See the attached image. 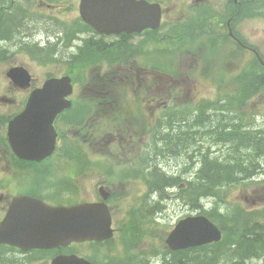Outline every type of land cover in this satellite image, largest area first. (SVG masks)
<instances>
[{
    "label": "flooded vegetation",
    "instance_id": "1",
    "mask_svg": "<svg viewBox=\"0 0 264 264\" xmlns=\"http://www.w3.org/2000/svg\"><path fill=\"white\" fill-rule=\"evenodd\" d=\"M185 1L188 2L189 8V16L185 18L190 21L191 24L188 33L189 41L192 44H190L189 48L190 59H192L191 62L195 67L198 65L206 66L208 73L206 75V80L210 81L213 77L214 70H212L213 68H209L211 65L242 62L245 61V58H248L253 64L252 67L255 68L253 83L257 85V88L254 86L252 89L259 88V91L261 90L260 88H264L261 85L263 82L262 76L264 75V66L261 64L257 55L258 52L259 55L264 58V48L262 44L256 40V37L253 38L251 36V38H249V36L242 31L243 21L264 17V0ZM80 3L81 0H0V67L10 68L7 72L3 69L1 77L8 79L11 88L10 92H13L12 97L5 96L1 99L11 104L16 103L18 107L13 110V112L6 111L0 113V131L2 132L0 137V161L6 157L13 165L22 168L6 171L13 176H19L20 172L27 171L28 166H30V170H33L35 166L36 168L34 170L39 172L40 183L42 184L41 190L37 192L35 190L24 191V189L19 188L13 190L11 187H8L7 183H2L0 181V223L5 218L11 205L18 196L32 195L39 199H43L44 202L51 206L70 205L63 198L66 192L63 183L57 176V171L59 169L55 170V167L51 168V166L49 167L47 164L53 156L59 154V143H61V141L69 142V137L65 135L61 126L67 125L72 128L76 125L77 128L81 129L80 131L78 130L77 133L82 131V133L85 134L84 138H89V141H91V138L96 139L95 142L99 141L100 145H106V148L109 149L110 152V144L117 140L119 141L120 148L124 149L127 146L135 145L133 142L137 135H147L146 141L142 139H140V141H142L141 145L145 144L146 150L148 151V165L152 167L151 171L156 169L157 166L155 167L154 165L157 163L158 158L164 160H167V158L171 159V157H165L167 154H172V149L167 147L159 149L161 146H157V144H159L160 141L162 143L164 141L166 142L168 136L170 142L172 137L173 140H175V134L173 133V135H171L170 132L171 130L173 132L175 131L174 128L176 127V123L178 122L177 125H180L181 119H179V121L178 119H173L172 122L168 119L169 112L179 111H171L169 109L167 99H165L166 96L137 99L135 101V106L130 108V110L122 106L126 100H119V98L113 97L118 83L129 84V82L133 83L135 81L138 82V85L143 86L148 83V79L150 78L149 73H154L157 77L159 84L158 88L164 85L165 76L161 75L156 68L152 66V68L149 69L147 66L138 64L136 62L137 60L133 58L135 56L134 54L141 56V53H143L142 51H144L143 46H145V43L141 42L142 40L137 41L138 37L145 36V38H147V35H150V33L156 36L159 35L160 31L150 29L138 33H100L81 17ZM212 37L219 39L220 45L226 48L225 55L220 57L218 53L211 54L209 52V40ZM197 42H199L198 45ZM101 57V65L94 63L95 60ZM30 62H39L45 65L50 63L62 65V69L58 73H47L44 82L51 77L71 76L74 88L73 93L69 97L70 100H72L71 106L61 111L54 121L58 135L57 148L50 156L38 161L18 157L13 151L8 138L10 121L13 117L24 111L29 96L36 88L44 84V82L36 84V78L30 68L26 66ZM86 65H89L87 66L88 69L91 67V72L88 81L85 83V78L82 76L85 74ZM22 66L28 70L30 77L26 78L24 74L22 75L20 73L10 75L11 69ZM243 72V76H245V71ZM75 75L81 77V81H84L79 86L78 98L80 101L78 103L77 100L74 99V95L75 98L77 96ZM238 75L236 81L239 82L241 78L239 85L240 89H242L241 86L243 87L246 81L242 80V75ZM196 76L195 85L198 87L200 75L196 74ZM88 89L93 90L95 94L103 91L104 94L106 91L110 93V97L98 99L94 102L97 109L100 107L106 111L108 108L110 110L109 112L115 115L110 116L113 124L112 128L108 129L106 134L99 135V129L102 127H97V124H99L98 121L90 120L92 116L89 115V109H92L88 106V101L86 102L82 99V97L84 98L86 96ZM247 90L250 92L249 89ZM258 91L250 94V97L258 93ZM238 92L241 93L243 90H238ZM231 97L232 95H225L223 101L226 102ZM243 99L244 98H240L239 100ZM143 100H147L145 108L150 110L151 115L144 114L142 117H144L146 121L140 124L139 122H142V117H139V113L135 110H137L136 105H140ZM219 100L220 98H216L212 100V102H218ZM235 104L236 107L234 110L230 103L227 105H210L207 109L203 108L206 113L205 117L207 116L210 120L204 123L206 125L208 124L213 131L215 130L214 133H217L219 125H223L224 123L231 128L240 124L241 136L239 137L241 140L238 142L240 147H238L237 151L232 147L220 149L223 154L225 151L233 150L236 153L234 155L243 157H249L253 154L256 157L264 156V127L260 125L261 122H259V118H257V121L246 120L245 115H247L248 111L246 101L241 104L238 102ZM125 105L127 104L125 103ZM119 106L125 110L123 113L118 112ZM195 114H200V110L197 109ZM125 116L126 118L124 119ZM117 120L119 121L118 125ZM185 120L184 118V121ZM202 130L203 129L200 128L198 132L200 142H203L202 140L204 138L206 139L204 136L201 137L200 133ZM234 133L235 130L233 128L231 134L232 140H234ZM87 135L89 137H87ZM190 135L192 136V134ZM179 136L183 148L186 147V134L180 132ZM99 137L100 139L98 140ZM251 137L253 138L249 140ZM211 141L216 144L219 142L214 136L211 137ZM221 142L224 145L232 143V141L228 139L227 141L222 139ZM89 143L91 144V142ZM172 143L173 142H171V144ZM180 147L183 149L182 146ZM65 153V156L72 158L73 162V155L75 153L85 155V149L80 150L73 148L72 150L69 147L66 149ZM185 155L186 153L180 152V155H176L175 159L180 158V160L184 162ZM153 167L155 168L153 169ZM186 185V181L180 182L179 189L185 188ZM100 186H103V190L109 193L107 204L113 215L112 204L110 203L113 192L106 182L101 183ZM28 188L30 189L29 186ZM246 198L248 202H251L252 198ZM100 199L101 194L97 200L92 201H98ZM235 204L238 208L239 206L243 208L247 213H241L239 210L240 215L235 216L239 224L238 232L240 233L237 235L239 237H237L235 241L237 248L233 249V253H236L237 257H239L238 263L236 264H264V228L260 226L262 229H257L259 225L253 221V209H247L240 203ZM251 225L252 227L255 225L253 227L255 230ZM113 227L117 230V227H115L114 215ZM229 228L232 227L228 224L227 229ZM222 234L223 237L226 236L223 228ZM92 243L104 245L106 241H79L54 247V249L30 248V250H24L10 243H0V264H36L38 262H40V264H51L56 256L70 253H78L80 256L92 260L91 256L93 255V251L86 254L81 253L80 250L74 249L77 245ZM227 247L229 249V246ZM166 248L167 255L165 256L169 261L166 262V260H164L165 256L161 257L162 264H179L180 261L177 259V256L181 250L169 248L167 244ZM196 248L198 247L187 249L191 250L192 254ZM242 251L245 254H243ZM224 253H226L224 257H227L229 250L226 248ZM240 254L243 255L241 256ZM189 255L190 254H188V256ZM192 259L193 264H201L193 256ZM260 260H262V262H260ZM224 262H228L227 264H229V257L224 258ZM95 264H104V262H95ZM213 264H215V262Z\"/></svg>",
    "mask_w": 264,
    "mask_h": 264
},
{
    "label": "rangeland",
    "instance_id": "2",
    "mask_svg": "<svg viewBox=\"0 0 264 264\" xmlns=\"http://www.w3.org/2000/svg\"><path fill=\"white\" fill-rule=\"evenodd\" d=\"M155 1L161 2L164 6L165 16L162 25L164 27L162 29L164 30H162V33L164 32L163 34L166 35V37L161 35V33L156 36L150 33V35H147V38H145V36L138 37L137 41L142 40L141 42L145 43V46H143L144 51H142L143 53H141V56L134 54L136 57L134 56L133 58L137 60L136 62L138 64L147 66L149 69L152 68V66L156 68L161 75L165 76V83L158 88L159 84L157 77L154 73H149L150 78L148 79V83L143 86L138 85V82L135 81L133 83L131 82L132 84L130 82L129 84L118 83L113 97L119 98V100H126L125 103L127 105L124 103L122 106L130 110V108L135 106V101L137 99L166 96L165 99H167L169 109L171 111L181 112H169L168 119H170L171 122L173 119H178V121L181 119L180 125H177L178 122L176 123L177 128H174L175 131H169L171 134H178L180 132L185 134L186 130L181 127L185 126L186 123H190L191 129L196 132H198L200 128L203 129L200 134L201 137H206V139L204 138L202 140L204 152L207 151L213 158L218 156L217 158L222 159V161H226L227 159L233 161L237 159L243 160V156L234 155L236 153L233 150L225 151L224 154L220 150L232 147L237 151L238 147H240L238 142L241 139L237 137L239 140H235L234 136V141L232 140L231 134L233 128L235 133L237 130L241 129L239 126L240 124L231 128L224 123L223 125H219V130L217 133H214L215 130L213 131L209 126H204L203 123L198 126L199 122L197 119L193 121L195 124H192L191 119L195 116V107L201 105V103L207 109V103H211L212 100L216 98L234 94L244 95V91H246L247 88L252 89L253 87L250 88L251 85L246 86L247 88L241 86L242 89H240L239 82L241 78L239 82L236 81L237 75L240 72L242 73L238 76L242 75V80H245L243 71L251 68L253 65L252 62L249 61L248 58H245V61L242 62L211 65L209 68H213L214 74L210 81L206 80V75L208 74L206 66L198 65L195 67L191 62L192 59H190L189 48L191 43L188 33L191 24L190 21L186 19L189 16L188 2L185 0ZM175 22H177L176 25ZM243 22L242 31L246 33L249 38H251V36L253 38L256 37V40H258L264 48V17H257ZM182 24L186 25V30L183 35L184 39L178 37V34H173L172 36L169 34L170 32L168 33V30L171 32L181 30L182 28L180 27H183ZM170 27L172 28L169 29ZM209 43V52L211 54L218 53L220 57L225 55L226 48L220 45L219 39L212 37ZM198 44L199 42H197V45ZM100 62H102V57L95 60L94 63L101 65ZM26 66L30 68L36 78V84L44 82L47 73H58L62 69V65L60 66L52 63L45 65L39 62H30ZM87 66L89 65L85 66V74L82 76L85 78V83L88 81L91 72V67L88 69ZM3 69L7 72L10 68L0 67V113L6 111L13 112V110L18 108L17 104H11L1 99L5 96L12 97L13 94V92H10L11 88L8 79L1 77ZM196 74L200 75L198 87L195 85ZM75 81L77 96L75 98L74 95V99L77 100L78 103L80 101L78 98L79 86L84 81H81V77L77 75H75ZM238 90H243V92L240 93ZM106 97H110L109 91H106L105 94L104 91L95 94V92L90 89L87 90L86 96L84 98L82 97L83 101H88V106L92 109H89V115L92 116L90 120L98 121L99 124H97V127H102L99 129V135L106 134L107 130L112 128L113 121L110 116H115L112 112H109L110 110L108 108L106 111L100 107L97 109L94 103L96 100ZM146 104L147 100H143L140 105H136L137 110L135 111L139 113V117L144 116V114L151 115L150 110L145 108ZM246 104L248 109L247 115H245L246 120L257 121V118H259V122H261L260 125L264 127V89L259 90L258 93L252 97H247ZM123 111L125 110L119 106L118 112L123 113ZM125 118L126 116L124 119ZM184 118L187 120L184 121ZM141 120L142 122H139L140 124L146 121L144 117H142ZM118 123L119 121L117 120V125ZM61 127L65 135L69 137V142L61 141L58 145L59 154L53 156L47 164L49 167L51 166V168L55 167V170L59 169V172L57 171V176L63 183L66 192L64 193V200L67 201V203L97 200V198L100 197L99 187L101 183L106 182L113 192L110 203L112 204L115 227H117L113 236V241L108 244L113 246L112 253L114 255H122V257L135 256L133 260L135 264H162L161 257L167 255L165 240L168 238L171 229L181 218L202 213L200 209L193 206L191 200L186 198L190 195V192H187V194L183 196L181 189H179V185L168 188L167 194L162 196H160V193H152L151 190H149L146 177L149 176L152 167L148 165L149 157L147 155L148 151L146 150V146L145 144L141 145L142 141H140V139L146 141L147 135H137L133 142L135 145L127 146L124 149L120 148L119 141L117 140L110 144V152V150L106 148V145H100L99 141L95 142L96 139L91 138V141H89V138H84L85 134H83L82 131L77 133V131L81 129L77 128L76 125L72 127L73 129L67 125ZM1 134L2 132L0 131V137ZM213 136L219 140L218 144L212 143L211 137ZM87 137L89 136L87 135ZM99 139L100 137L98 140ZM222 139L224 141H227V139L231 140L232 143L224 145L221 142ZM89 142H91V144ZM75 146H78L80 150L85 149V155L75 153L73 155L74 161L72 162V158L65 156V151L67 148H75ZM157 146H161L159 149H164L166 147L171 148L172 144L169 136L166 142L164 141L162 143L160 141ZM175 158L176 157L171 159L167 158V160L158 158L154 166L160 167L167 175L181 177V182H187L194 178L195 172L200 165L195 164L194 167L190 168L187 160L182 162L183 160H180V158ZM260 162V165H263L264 158H261ZM244 163L242 165V171L252 167L251 165L253 164L250 160H245ZM155 167H153V169ZM27 168L28 170L20 172L19 176H13L6 171L22 168L13 165L5 157L0 161V181L2 183H7L8 187H11L13 190L19 188L24 189V191H40L42 184L40 183L39 172L34 170L36 168L35 166L33 170H30V166ZM246 179V181L241 180L235 185L228 186L226 189L227 192L224 194L227 198V203H220L219 206L222 207V210L226 211L227 204L229 202H234L240 203L247 209H253V221L264 228V168L261 169V171L257 170L255 176L250 175V177ZM246 197L252 198L251 202H248ZM157 199L161 201L162 206L155 211L154 221L153 219L150 220L151 223H147L140 232V238L136 246L131 247L132 245L130 243H124L125 235H123L121 228L127 225L130 218L139 210L141 205L143 206L145 204V201L152 204L157 202ZM216 200L217 199L213 197H204L201 203H205V207L210 209ZM100 247L106 248L108 246L105 244L97 245L92 243L77 245L74 249L80 250L81 253L89 254V252H92V249L98 251ZM192 255L193 254H190V256ZM238 260L239 259L236 260L230 256L229 264H236L235 262ZM260 262H262V260H260ZM227 263L222 259L221 263L218 264ZM36 264H40V262Z\"/></svg>",
    "mask_w": 264,
    "mask_h": 264
},
{
    "label": "water",
    "instance_id": "3",
    "mask_svg": "<svg viewBox=\"0 0 264 264\" xmlns=\"http://www.w3.org/2000/svg\"><path fill=\"white\" fill-rule=\"evenodd\" d=\"M81 16L100 33H138L159 29L163 19L161 3L147 0H81ZM264 66V58L259 55ZM30 77L25 67L11 69ZM72 78L51 77L29 96L22 113L9 123L8 138L15 153L24 159L43 160L57 143L56 117L72 104ZM99 202L75 205H49L31 195L18 196L0 223V243L24 250L54 249L77 241L108 240L114 234L113 216L106 200L109 193L100 187ZM166 242L169 248L183 250L222 239L221 228L207 215L193 214L176 223ZM51 264H95L78 254L56 256Z\"/></svg>",
    "mask_w": 264,
    "mask_h": 264
},
{
    "label": "trees",
    "instance_id": "4",
    "mask_svg": "<svg viewBox=\"0 0 264 264\" xmlns=\"http://www.w3.org/2000/svg\"><path fill=\"white\" fill-rule=\"evenodd\" d=\"M177 22H175V25ZM183 25V24H182ZM173 26V25H172ZM180 27V26H178ZM164 28V27H162ZM160 29L161 35L166 37L162 33V30ZM170 27L169 29H171ZM181 30H175L173 32L168 30V33L173 36V34H178V37H181L184 39V33L186 30V25H183ZM181 32V33H180ZM159 33V34H160ZM180 35V36H179ZM169 37V36H168ZM170 39V37H169ZM261 67V66H260ZM262 68V67H261ZM254 67L251 66V68L245 70V84L243 87L250 86V88H254V77H255V72H254ZM262 87H264V75L262 76ZM247 88V87H246ZM248 89V88H247ZM259 89V88H258ZM258 89H249L250 92L247 90L244 95L241 94H234L232 97L224 102L223 97L220 98L218 102H211L207 103L206 106H212V105H224V104H232V109H235V103H244L247 99V97L250 96V94L255 93V91H258ZM261 90L264 88H260ZM240 95V96H238ZM239 97V98H237ZM240 98H244L243 100H239ZM229 106V105H228ZM239 106V105H238ZM205 108L202 103L201 105L195 107V111L197 109L200 110V114H195V116L192 117V124L195 119L198 120L200 126L202 123L204 126H209L208 124L206 125L204 122L210 121L209 118L205 115ZM187 120V119H186ZM185 131V141L187 142V146L183 148V144L180 140V133L175 134L173 140V137L171 139L172 143V154H167L165 158L167 157H176L180 155V152L184 151L186 153L185 160H187L189 167H194L195 164L200 165L196 172L194 178L191 180L187 181V185L185 188H180L181 193L187 194V192H190V195L186 198L188 200L192 201L193 206H195L197 209H200L203 214H206L211 221L215 222L216 224H219L221 228H223L226 236L223 237L221 241H217V243H212V244H207L204 247H198L194 249V252L192 253L193 257L196 258L199 263L201 264H217V261L219 260L218 263H221L222 259L229 257L230 256L235 258L236 260L239 259L237 257L236 253H232L233 249L237 248V245H235L236 238L239 237L237 236L240 234L238 232V223L236 222V215H240L239 210L241 213H246V211L234 203V202H229L226 206V211L222 210V207L219 206L221 203H227V198L225 197V193L227 192L226 189L228 186H232L237 184L241 180H247L246 178H249L251 176H255V173L258 171H261V169L264 168V164L260 165V159L264 158V156L261 157H256L254 154L250 155L249 157H243V160H229L227 159L226 161H222V159H218L217 157H214L208 153L207 151L204 152L203 147H202V142L199 141V136L198 132H195L194 130L191 129V124L186 123L185 126H183ZM172 131V130H171ZM173 132V131H172ZM264 132V131H263ZM183 133V132H181ZM191 133L192 136L190 135ZM252 134V133H250ZM173 135V134H171ZM235 140H239V136H241L240 130H237L236 133L234 134ZM253 137L249 138L251 140ZM180 140V141H179ZM248 140V141H249ZM184 149H181V147ZM78 147V146H77ZM75 146L74 149H79ZM178 147V148H176ZM180 147V148H179ZM73 148H70L73 150ZM68 149V148H67ZM170 159V158H169ZM184 160V161H185ZM251 161L253 164L251 165L252 167H249L247 170L242 171V165L244 161ZM260 162V163H259ZM193 163V165H192ZM245 164V163H244ZM191 165V166H190ZM255 166V167H254ZM255 169V170H253ZM146 182L149 187V190H151L152 193H160V196L167 194L168 188L170 187H175L176 185H179L181 182V177H175V176H170L167 175L165 172L161 170L160 167H156L155 170L150 171L149 176L146 177ZM164 184V185H163ZM215 198L217 199L216 202L213 204V206L210 209H207L205 207V203H201V200L203 198ZM161 201L157 199V202L155 203H148L145 201V204L140 206L139 210L134 213V215L130 218L129 222L127 223L126 226H123L121 228V231L123 232L124 236V243H130L133 246H136L139 240V234L140 232L144 229L147 223H151L150 220L153 219L154 221V213L157 209L161 208ZM237 211V212H236ZM243 214V215H245ZM251 214V213H249ZM230 225L232 228L227 229V225ZM258 230H261L260 226H257ZM113 241V238L109 240L105 245L108 246L106 248H101L97 251L92 249L93 255L91 256L92 261L95 262H104V264H135V256H129V257H122V255H114L112 253L113 246L108 245ZM227 243V244H225ZM229 246V249L228 247ZM227 250H229V253L227 257H224L226 253H224ZM232 251H231V250ZM191 250H183L178 253L177 259H179V264H193V259L192 256H188V254H191ZM220 252V253H219ZM262 252V251H260ZM176 253V252H175ZM206 254V255H205ZM105 255V256H103ZM209 255V256H208ZM218 256V257H215ZM213 256V257H212ZM210 257V258H209ZM215 258V260H214ZM219 258V259H218ZM211 259V260H210ZM100 260V261H99ZM164 260L169 261L167 257H164ZM206 262V263H205ZM235 263H238L235 262ZM175 264V263H174Z\"/></svg>",
    "mask_w": 264,
    "mask_h": 264
},
{
    "label": "bare ground",
    "instance_id": "5",
    "mask_svg": "<svg viewBox=\"0 0 264 264\" xmlns=\"http://www.w3.org/2000/svg\"><path fill=\"white\" fill-rule=\"evenodd\" d=\"M187 134H188V133H187ZM227 134H228V133H227ZM244 142H245V141H244ZM262 143H263V142H262ZM244 145H245V144H244ZM262 147H263V146H262ZM262 149H263V148H262ZM259 150H260V149H259ZM181 152H182V151H181ZM169 156H170V155H169ZM254 167H255V166H254ZM253 170H255V169H253ZM163 185H164V184H163ZM240 219H241V218H240ZM247 221H248V220H247ZM236 222H237V221H236ZM254 226H255V225H254ZM254 226H253V227H254ZM260 226H261V225H260ZM251 227H252V225H251ZM251 227H250V228H251ZM253 227H252V228H253ZM262 228H263V226H262ZM262 228H261V229H262ZM253 229H254V228H253ZM254 230H255V229H254ZM261 232H262V231H261ZM255 234H256V233H255ZM249 242H250V241H249ZM248 244H250V243H248ZM244 249H245V248H244ZM244 249H243V250H244ZM244 251H245V250H244ZM246 251H249V250H246ZM242 252H243V251H242ZM250 252H251V251H250ZM219 253H220V252H219ZM232 253H233V252H232ZM247 253H248V252H247ZM243 254H245V253L243 252ZM243 254H240V255L242 256ZM205 255H206V254H205ZM240 255H239V256H240ZM208 256H209V255H208ZM212 257H213V256H212ZM215 257H218V256L215 255ZM209 258H210V257H209ZM218 259H219V258H218ZM234 259H235V258H234ZM210 260H211V259H210ZM214 260H215V258H214ZM219 260H220V259H219ZM219 260H218V261H219ZM205 263H206V262H205ZM217 264H218V263H217Z\"/></svg>",
    "mask_w": 264,
    "mask_h": 264
}]
</instances>
